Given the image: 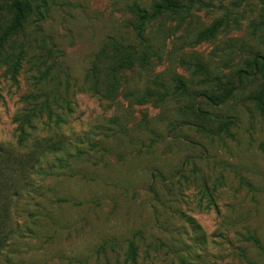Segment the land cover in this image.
Segmentation results:
<instances>
[{"label": "rangeland", "instance_id": "rangeland-1", "mask_svg": "<svg viewBox=\"0 0 264 264\" xmlns=\"http://www.w3.org/2000/svg\"><path fill=\"white\" fill-rule=\"evenodd\" d=\"M203 1L148 26L155 56L122 72L110 99L90 72L114 41L134 44V0H46L45 20L9 43L25 58L0 66V264H133L132 240L136 264H264L252 241L264 245V114L249 101L264 81L250 67L264 58V0ZM11 2L0 0V32ZM196 63L209 83H237L228 103L208 105L220 91ZM177 78L187 95L127 96L174 91Z\"/></svg>", "mask_w": 264, "mask_h": 264}, {"label": "trees", "instance_id": "trees-1", "mask_svg": "<svg viewBox=\"0 0 264 264\" xmlns=\"http://www.w3.org/2000/svg\"><path fill=\"white\" fill-rule=\"evenodd\" d=\"M210 7L206 5L203 0H157L154 1L147 9L138 4L137 0L131 5L130 12L134 17V21L131 24V32L134 39V44L125 45L120 41H114L113 54L111 61L104 64L103 59H109L108 54L103 52L104 58L99 59V63L94 65L90 75L94 82V89L99 92L105 98H113L117 95L120 86V74L125 71H130L134 68L136 63L146 65L150 62V59L155 56V52L149 43L147 38V28L151 24L163 20L170 16H191L194 11H202ZM9 11L11 14V21L8 26L0 32V66L6 65L14 72H17L21 68V62L25 58L23 49L18 48V54H8L9 43L17 36L24 34L28 28L32 19L37 18L38 22H43L45 19L44 12L48 11V5L46 0H12ZM264 12V10H263ZM264 15V13H263ZM228 21L220 19L215 21L210 27L199 33L197 42H205L214 39L218 33L227 25ZM102 57V56H101ZM197 69V73L204 76L203 83L208 84L211 79L207 68L200 64H194ZM253 72L258 71L263 74L264 77V58H255L250 64ZM99 73V74H98ZM247 73L239 72L237 79L243 78ZM102 75L104 88H101V82L98 80V76ZM214 82V83H213ZM213 82L209 83L211 86L215 85L216 89L220 91L218 95H203L208 105L212 107H219L225 105L231 100L238 90L237 83L233 81H222L221 79H213ZM213 83V84H212ZM208 84V85H209ZM159 90H148L144 93L127 94L137 105H144L151 101H165L174 95H187L188 88L184 80L177 78L175 80L174 91L167 89L164 85H159ZM163 92V93H161ZM250 102H252L262 114H264V81L260 85L258 91L250 96ZM46 112L51 116L53 112L50 107L46 105ZM203 114V113H202ZM228 124H222L218 133L227 130ZM197 130L201 133L210 134V132L204 126H196ZM252 241L257 248L263 251L264 245L261 244L257 238H252ZM138 248L135 242H128L127 260L133 264L137 263Z\"/></svg>", "mask_w": 264, "mask_h": 264}]
</instances>
